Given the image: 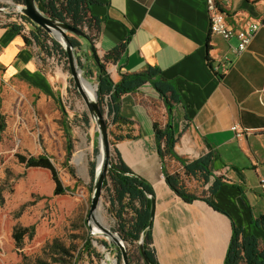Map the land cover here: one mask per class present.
<instances>
[{
  "label": "crops",
  "instance_id": "1",
  "mask_svg": "<svg viewBox=\"0 0 264 264\" xmlns=\"http://www.w3.org/2000/svg\"><path fill=\"white\" fill-rule=\"evenodd\" d=\"M93 1L91 44L113 83L152 67L172 86L168 105L150 85L123 95L119 108L127 124L117 128L130 137L113 144V153L152 188L148 249L157 264H223L232 224L264 250L258 222L264 220V29L235 55V39L210 33L205 0ZM216 1L234 29L264 16V0ZM24 37L0 26L1 86L14 81L42 107L54 99L60 75L43 65ZM225 57L230 64L222 71L218 61ZM93 64L86 60L84 66L94 73ZM154 123L169 124L173 156L158 154ZM205 156V181L199 172L185 174L186 165ZM174 174L196 199L186 202L167 186L165 177Z\"/></svg>",
  "mask_w": 264,
  "mask_h": 264
},
{
  "label": "rangeland",
  "instance_id": "2",
  "mask_svg": "<svg viewBox=\"0 0 264 264\" xmlns=\"http://www.w3.org/2000/svg\"><path fill=\"white\" fill-rule=\"evenodd\" d=\"M12 3L16 4L12 0H0V9H4L2 14L5 15L1 14V23L14 24L18 21L19 14ZM26 27L31 36L34 27L30 24ZM83 30L87 32L86 27ZM67 36L75 38L80 44L77 59L84 66L90 57L88 43L70 33ZM45 42L49 52L44 55L46 60L43 65L57 69L56 73L60 75L59 84H55L54 99L41 107L39 100L32 98L34 95L14 81L0 87L1 112L6 124L0 136V264H22L23 256L35 259L42 255L41 249L53 241L60 242L70 253L66 262L56 264H122L118 248L102 229L119 236V222L110 205V181L102 187L95 213L100 215L101 221L95 218L96 221L90 220L87 224L93 181L90 164L95 162L96 170L98 160L93 153L97 147L96 124L77 93L67 70V61L49 40ZM80 70L85 85L95 90L94 76H85V69ZM98 107L107 125L111 161L115 157L114 137L119 132L110 124L106 104ZM84 114L89 117L88 125L82 121ZM65 130L70 133L73 144L68 163L72 174L65 165ZM18 155L48 157L62 187L68 191L53 195L54 184L50 173L43 169L25 168L18 163ZM125 217L129 218L130 214ZM31 226L34 228L32 237L25 236L22 247L17 249L13 239L16 227ZM86 240L91 241L90 251L83 247ZM123 245L130 258L129 264H143L138 255L139 244L123 242Z\"/></svg>",
  "mask_w": 264,
  "mask_h": 264
},
{
  "label": "trees",
  "instance_id": "3",
  "mask_svg": "<svg viewBox=\"0 0 264 264\" xmlns=\"http://www.w3.org/2000/svg\"><path fill=\"white\" fill-rule=\"evenodd\" d=\"M16 4H23V0H12ZM94 3L93 0H35V4L38 10L55 20L65 22L86 35V39L92 42L94 32L97 31V25L94 18L91 16L90 7ZM20 23L9 24L7 26L10 29L17 31L26 28L27 24L34 27V32L31 36L24 37V42L27 45L34 43L37 48L38 58L44 62L46 59L44 55H48V47L46 46V40H49L52 46L58 50L59 54L67 61V56L62 49L61 44L51 35L46 33L40 27H37L31 23L25 16H19ZM25 22L27 24H25ZM83 27L87 28V32L83 30ZM69 42L73 48L78 49L80 44L75 38L68 37ZM80 69H85L86 75L95 78L97 85L96 97L97 105L106 104L108 109V116L110 124L118 127L119 125H126V120L120 115V98L128 93L136 92L144 85H150L151 88L167 103L168 94L172 90V86L169 82L161 77V72L152 67H148L146 70L139 73L124 75L121 79L113 83L110 76L105 70L102 63V70H98L93 64L94 73L85 66H82L79 59H77ZM68 64V62H66ZM69 71V68H67ZM101 114H102V110ZM82 121L85 125L89 124V117L87 114L82 116ZM6 127L4 115L1 112V100H0V136L4 132ZM154 137L157 144V152L161 157L173 156V145L175 143V137L170 130L169 124L161 128L157 123L153 124ZM128 134L118 135L114 137V141H121L128 139ZM65 165L68 166L73 151V144L70 133L65 130ZM112 144V143H111ZM114 144V143H113ZM94 156L97 157L99 149L95 147L93 149ZM115 157L110 161V166L107 169V179L104 182V187L107 182L111 184V197L110 205L114 211V216L118 219V233L119 237L124 243L138 244L140 240L143 242V249L148 260V264H157L152 253L148 249V243L150 241L151 231V219H150V200L149 197L153 196V191L150 185L131 172V170L121 161L119 154L114 150ZM19 164L24 165L25 168H38L47 170L50 173L51 179L54 184L53 195H61L68 191L67 188H63L58 178L57 171L50 162L49 158L44 155L39 156H16ZM209 156H205L195 162L185 166V174L195 177L197 172L201 173L204 181L209 175L208 172ZM70 173L72 169L68 166ZM90 174L93 179L95 174V162L90 164ZM167 186L182 200L191 202L196 199L195 195L188 194L184 189L180 177L178 174L165 177ZM217 188V185L212 186L209 189L210 193H213ZM1 193V189H0ZM130 214L129 218L125 216ZM260 226L264 229V220H259ZM33 226L29 228L16 227L13 233V239L17 249L23 245V239L27 236L29 239L33 235ZM257 240L253 236H243L241 229L232 224L231 236L227 246L225 258L223 264H264V250H258L256 247ZM105 245V244H104ZM84 249L91 250V241L86 240ZM42 255L32 259L31 257L23 256L22 264H56L66 262V258L70 256L68 249L60 242L53 241L51 244H46L41 249ZM139 258L142 260L140 251L138 248ZM120 259V257H118ZM128 258V263L130 258ZM143 261V260H142ZM143 264H145L143 262Z\"/></svg>",
  "mask_w": 264,
  "mask_h": 264
},
{
  "label": "water",
  "instance_id": "4",
  "mask_svg": "<svg viewBox=\"0 0 264 264\" xmlns=\"http://www.w3.org/2000/svg\"><path fill=\"white\" fill-rule=\"evenodd\" d=\"M16 12L29 19L33 25L40 27L49 35L54 36V38L61 44L62 49L67 56L69 73L73 81V84L77 90V93L80 95L82 101L84 102L90 118L96 124L97 131L95 132V139L97 142V147L99 149V154L102 153L103 161L101 167L99 169L96 168L92 181V195L90 198V207L87 218V224H89L90 220L96 221L95 213L99 205L100 194L105 181V174L110 166V152H111L110 142H109L107 125L97 105V102L89 101L87 95L85 94L83 88L81 87L79 80V74L81 70L78 68L77 49L72 47L71 43L69 42L67 33L82 38L88 43V46L90 47L89 48L90 57L86 60H93L95 66L99 71L102 70V62L99 56L97 55L95 47L91 44V42H89L86 39V35L82 31L65 22L55 20L53 18H50L42 14L38 10L35 4V0H23V4L16 6ZM0 13H4V9H0ZM94 87H95V98H96L97 85H95ZM149 200H150V219L152 220L154 215L153 196H150ZM102 229L106 233L107 237L110 238L111 242L118 248L122 264H129L126 249L123 245V241L121 240V238L117 236L115 232H112L104 228ZM138 244H139L138 248L142 260L145 264H148V260L143 249L142 240H140Z\"/></svg>",
  "mask_w": 264,
  "mask_h": 264
},
{
  "label": "built area",
  "instance_id": "5",
  "mask_svg": "<svg viewBox=\"0 0 264 264\" xmlns=\"http://www.w3.org/2000/svg\"><path fill=\"white\" fill-rule=\"evenodd\" d=\"M205 4H206L207 17L209 20L210 33L212 35L220 36L225 41H230L231 39H235L237 42L236 46L234 48L231 47L235 55H239L243 53L248 48L250 43L252 42L256 33L260 29H264V16L258 20L246 22L244 27L242 28L234 29L227 25L226 20H225V14L223 10L220 8V5L217 3L216 0H205ZM12 5L19 6L20 4L12 3ZM1 14L2 13H0V17H3L1 16ZM20 15L21 14H19V16ZM17 20L19 21V23L21 22L19 18ZM18 21L15 23H18ZM2 25L7 26L9 24H6L5 22L3 23L0 22V26ZM25 29L26 28H23V29H20L19 31L22 34L29 36V34L27 33ZM218 62L222 68V71L226 70L228 65L230 64L229 59L226 57L223 58V60H220ZM1 83H2V76L0 73V86H1ZM230 129L231 131L235 133V136L237 138H240L243 136L244 131L241 128H239V126L233 125L231 126ZM260 188L264 190V180H261Z\"/></svg>",
  "mask_w": 264,
  "mask_h": 264
},
{
  "label": "bare ground",
  "instance_id": "6",
  "mask_svg": "<svg viewBox=\"0 0 264 264\" xmlns=\"http://www.w3.org/2000/svg\"><path fill=\"white\" fill-rule=\"evenodd\" d=\"M82 76H83V74H82V72H80L79 80H80L81 87L83 88V90H84L85 94L87 95L89 101H95V90H94V88L87 87L85 85V83L83 82ZM102 161H103V156L101 153L98 155V161H97V167H96L97 169H99L101 167ZM95 218L98 219L99 221H101V217L98 213L95 215Z\"/></svg>",
  "mask_w": 264,
  "mask_h": 264
}]
</instances>
